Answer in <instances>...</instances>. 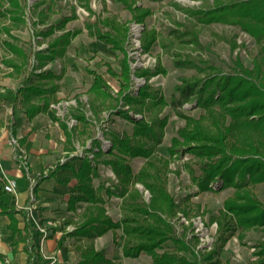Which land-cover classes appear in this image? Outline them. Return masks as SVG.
<instances>
[{
	"label": "rangeland",
	"instance_id": "rangeland-1",
	"mask_svg": "<svg viewBox=\"0 0 264 264\" xmlns=\"http://www.w3.org/2000/svg\"><path fill=\"white\" fill-rule=\"evenodd\" d=\"M20 1L23 4V20L14 21L8 14L0 15V153L4 151V146L11 147L13 157L22 172L19 177L30 190V201L34 198L32 189L38 179L46 176L58 163L74 154L92 156L90 149L93 138L100 139L102 148L107 150L111 145L105 133L108 128L113 127L129 134L133 131V123L117 113L116 109L109 107L110 101L100 104L98 114L94 113L90 104V86L93 82L91 71L100 73L116 95L119 92V80L110 73L108 66L120 74L121 59L124 56L121 50L112 48L97 36L93 24L98 20L103 31L111 30V26L105 23L107 17L128 25L125 44L130 56L135 93L146 82L144 77L134 73L136 69L154 66L158 61L166 68L165 73L151 75L149 82L168 101H171L175 85L181 82L182 77L206 76L212 72L209 67L211 64L219 66L224 72L233 71V59L237 55L246 66L251 67L254 58L261 55L260 45L254 36L238 24L216 19L205 20L201 13L195 12L215 6L216 0H131L136 7L150 9L144 22L135 20L132 10L121 0ZM0 3L4 8L11 6L8 0H0ZM41 12L46 15L42 16ZM64 16L72 17L63 27H57L50 34L39 33L59 23ZM89 23H92L95 33L89 30ZM6 25L10 26L9 34L3 29ZM67 29L77 33L66 45L64 52L40 64L35 52H47L52 40ZM151 29L156 30L157 39L149 51H144L141 37L144 31ZM193 34L197 35L199 44L187 41ZM5 40L21 46L27 53V63L22 69L18 70L6 63L9 59L19 63L22 56L11 51L4 43ZM178 56H191L202 66L208 67L199 74L193 66L176 65L174 60ZM26 76H30L32 82L44 86L45 89L53 84L56 89L40 94L31 93V98L27 99L20 89L27 85L24 80ZM15 92L17 98L14 99L12 94ZM44 95L49 96L47 109L32 117L28 116L26 107L33 101L41 102ZM180 108L185 114L195 117L205 112L196 99L185 102ZM82 110L88 119L87 122L75 115ZM145 114L148 112L145 111ZM135 115L142 116L141 113ZM159 116H167V124L155 153L160 158L168 159L165 171L166 185L179 204V210L173 218L176 235H184L196 250L208 251L219 247L218 256L223 263L228 261L229 264H252L256 258L254 250L264 241V229H237L225 243H221L218 223L214 218L221 216L224 201L233 195L235 188H222L220 182L216 181L212 182V188L200 190L189 170L191 167L197 174L200 173L199 160L189 152L170 156L168 151L172 136L185 124V118L180 116L171 104H167L159 112ZM62 121L75 130L71 140L66 139ZM13 139H16V143ZM129 161L133 172L137 173L145 165L146 157L135 156ZM0 170L4 180L10 177L3 169L2 160ZM99 173L101 178H93L96 187L105 181L106 185L113 186V190H119L118 186L112 185V181L117 178L110 165L100 163ZM135 185L141 191L142 199L149 202V190L142 183L137 182ZM251 189L258 198L264 200V182L253 184ZM100 192L106 199L107 212L115 220L120 219L123 213L122 197L117 193L109 197L104 189ZM68 197L69 192L66 189L61 196L51 200L47 205L50 210L43 213L45 221H37L35 231H31L36 232L38 225L47 226V235L43 240L40 236L33 239L39 248L51 233L59 231L57 233L61 235L72 231L80 221L86 203L83 202L76 210L68 209ZM42 200L37 201V206H43ZM46 200L50 201L48 198ZM45 208L42 207V211ZM183 209L188 214L184 213ZM28 216L30 217V214ZM48 220H51V223H48ZM194 234H197L196 237ZM123 239L124 234L120 228L110 229L93 239L85 235H68L61 248V257L67 263L80 264L83 249L92 243L96 249L105 248V256L113 260L114 264H152V257L146 252H141L135 257L125 256L122 252ZM163 249L174 250V242L168 240L158 251ZM184 253L190 259L194 258L191 252Z\"/></svg>",
	"mask_w": 264,
	"mask_h": 264
},
{
	"label": "trees",
	"instance_id": "trees-1",
	"mask_svg": "<svg viewBox=\"0 0 264 264\" xmlns=\"http://www.w3.org/2000/svg\"><path fill=\"white\" fill-rule=\"evenodd\" d=\"M10 7L0 3V15L9 17L14 21L23 20V4L20 0H8ZM133 12L134 19L144 22L149 14V8L136 7L131 0H121ZM201 13L205 20L216 19L230 21L238 24L243 30L254 36L260 45V57L254 58L251 67L246 66L237 55L233 59V71L224 72L219 66L209 65L212 72L206 76L182 77L181 82L175 85V92L171 101L156 90L149 78L153 74L165 73L166 68L158 61L154 66L138 68L134 72L142 76L146 82L135 93L132 78L130 56L126 49L128 38V25L106 18L105 23L111 30L103 31L99 20L93 24L97 36L112 48L124 53L121 59V73H117L108 66L110 73L118 77L119 92L115 95L110 85L103 76L95 71L93 82L90 86L91 107L98 114L100 104L110 101L109 107L133 123L131 134L120 132L110 127L105 132L111 145L104 150L101 140L93 138L91 146L92 156L89 154H74L67 160L58 163L54 168L38 179L34 193L39 189V183L47 177H54L56 181L68 186V209L76 210L79 205L86 203L81 219L72 231L64 232L58 239V245H63L68 235H85L91 239L110 229L120 228L124 234L122 252L125 256L135 257L141 252H146L152 257V264H229L223 263L218 256L219 247L206 251L195 249L189 239L184 235H176L173 218L179 208L173 195L166 185L165 171L168 166L167 158H160L155 153L156 146L162 141L163 129L167 124V116L160 117L159 112L171 104L177 113L185 118V124L180 126L171 138L168 147L170 156L180 152H189L199 160L200 173L189 167L192 178L200 190L212 188V182H220V187L232 186L235 188L233 195L224 201L219 217H216L221 243H225L229 236L237 229H250L261 227L264 229V200L258 198L251 186L264 182V0H236L222 2L216 0V5L209 9L195 10ZM45 16V12H41ZM72 16H64L59 23L53 24L41 35L50 34L57 27H63ZM5 25V24H4ZM92 23L87 26L92 33ZM3 29L10 33V26ZM77 32L65 30L52 40L47 52L38 50L36 57L40 64L48 59H54L57 54H62L66 45ZM14 37L13 35H11ZM155 29L144 31L141 45L144 51H149L155 40ZM187 41L199 44L196 34ZM4 43L11 51L22 56L21 62L13 59L6 61L12 67L20 70L27 63L28 55L25 50L10 40ZM178 66H193L198 73L206 66H202L191 56H178L174 60ZM199 73V74H200ZM26 86L20 88L24 97L30 99L31 93L52 92L56 89L53 84L49 88L32 82L30 76L24 79ZM12 97L17 98V93ZM42 97V96H41ZM192 99L204 108V113L199 117L185 114L181 106ZM49 105V96L44 95L41 102L33 101L26 107V113L32 117L37 112L46 110ZM127 106V107H126ZM80 109V106H78ZM145 111L148 114H145ZM115 112V113H116ZM141 113V117L135 114ZM78 118L88 121L84 111L75 114ZM62 128L66 139L71 140L75 130L62 121ZM96 147V149H94ZM135 156L146 157L145 165L134 173L129 159ZM110 165L117 180L112 185L105 181L96 187L93 184L95 176L101 178L99 164ZM142 183L150 192V200L142 199V193L136 183ZM105 190L110 197L117 193L122 197L123 213L120 219L115 220L105 206L106 199L101 190ZM6 195L8 201L0 197V207L3 213L10 218V227L13 235L10 244L14 251L23 241L28 253V264H50L53 257H43L37 245L30 243L32 232L30 223L26 220L21 228L17 213L16 195L4 188L0 181V196ZM183 212L188 214L185 209ZM70 221V220H67ZM39 233V231H37ZM197 234H194L196 237ZM168 240L175 245L174 250L163 249ZM252 264H264V241L260 242ZM184 251L193 255L190 259ZM105 248L96 249L91 243L82 251L80 264H114L113 260L105 256ZM0 264H14L6 260L5 254L0 252Z\"/></svg>",
	"mask_w": 264,
	"mask_h": 264
},
{
	"label": "crops",
	"instance_id": "crops-1",
	"mask_svg": "<svg viewBox=\"0 0 264 264\" xmlns=\"http://www.w3.org/2000/svg\"><path fill=\"white\" fill-rule=\"evenodd\" d=\"M0 160H2L3 169L5 170L7 175H9L10 177H17V181L19 179L18 192L16 195L17 209L19 208L18 210H20V212L17 213V216L19 218L18 225L23 228L26 220H28V222L30 223V228L32 229L31 231H35L34 226L37 224V221H39V223L45 221V215H43V213L47 210H50V207L47 205H49L51 200H54L58 196H61L66 191V189L68 190L67 185L59 183L54 177H47L40 181L39 189L36 194L33 191L34 188L32 189L34 201H30V190L26 188V183L23 182L19 177L22 172L13 157L10 146H4V151H1L0 153ZM0 181L2 183H4L5 181L2 177V170H0ZM0 197L5 201H8V197L6 195H1ZM46 198H48L50 201L46 200ZM40 200H42V207H46L43 211L41 206H37V201ZM28 214H30V217L28 216ZM57 232L59 231L51 233L50 236H48L44 240L41 248H39L38 245L36 246V248L38 247L39 252L43 257H53V260L50 264H71L67 263L64 258L61 257V253H63V251L61 252V248L63 247V245H58V239L63 233L61 235H58ZM12 235L13 230L10 227V218L6 213H3L1 211L0 207V252L5 254L7 261H11L14 264H28V253L24 248V242L21 241L18 244L16 251H14L10 244ZM36 236H40L37 231L32 233L30 243H34L33 239L36 238Z\"/></svg>",
	"mask_w": 264,
	"mask_h": 264
},
{
	"label": "built area",
	"instance_id": "built-area-1",
	"mask_svg": "<svg viewBox=\"0 0 264 264\" xmlns=\"http://www.w3.org/2000/svg\"><path fill=\"white\" fill-rule=\"evenodd\" d=\"M14 143H16V139H13ZM4 188L8 192H11L17 195L18 192V181L15 177H9L4 181ZM33 188V187H32ZM48 223H51V220H48ZM47 226L38 225L37 231H39L40 238L43 240L47 235Z\"/></svg>",
	"mask_w": 264,
	"mask_h": 264
}]
</instances>
